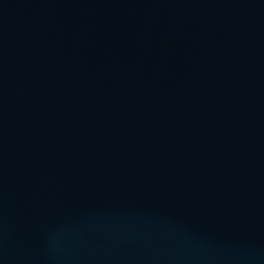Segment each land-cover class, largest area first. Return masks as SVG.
Returning <instances> with one entry per match:
<instances>
[{
  "label": "water",
  "instance_id": "1",
  "mask_svg": "<svg viewBox=\"0 0 264 264\" xmlns=\"http://www.w3.org/2000/svg\"><path fill=\"white\" fill-rule=\"evenodd\" d=\"M0 264H264V0H0Z\"/></svg>",
  "mask_w": 264,
  "mask_h": 264
}]
</instances>
